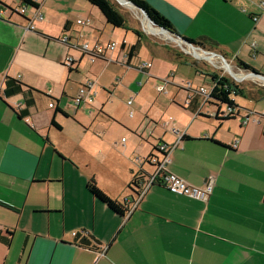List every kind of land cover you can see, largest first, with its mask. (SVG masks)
<instances>
[{"label": "crops", "instance_id": "crops-1", "mask_svg": "<svg viewBox=\"0 0 264 264\" xmlns=\"http://www.w3.org/2000/svg\"><path fill=\"white\" fill-rule=\"evenodd\" d=\"M145 1L172 22L176 38L207 36L217 43V56L223 54V60L237 65L243 61L264 74V0ZM35 3L37 8L30 5L21 14L15 11L24 5L21 0H0V235L11 239L9 245L0 239V264H264V106H259L264 97L249 98L246 108L237 102L242 116L222 125L203 99L197 113L186 108L188 98L179 107L167 103L165 130L151 128L152 140L146 137V110L121 126L132 135L121 141L106 132H76L69 125L77 121L67 109V99L73 101L89 81L96 94L101 74L96 82H83L79 65L88 55L80 51L81 57L75 58V49L61 38L67 35L93 48L105 35L109 43L116 42V28L87 0ZM35 11L43 18L35 19ZM80 18L92 24L78 25ZM30 20L35 30L26 29ZM127 26L133 38L126 33L120 42L126 45L115 53L106 50V58L125 64L124 54L145 39L169 61L191 65L184 55ZM70 55L79 61L77 71L70 70ZM154 75L162 77L159 70ZM143 86L139 82L138 89L146 93ZM93 96L90 103L73 104L91 105ZM138 107L145 109L141 103ZM57 108L68 116L56 113ZM53 119L61 128L52 125ZM77 120L82 123V118ZM161 143L171 146L169 171L199 189L214 181L208 202L171 193L163 184L140 194L130 188L135 176L147 178L155 170L148 160ZM93 176L109 197L128 204L126 215L115 213L88 191ZM79 232L96 240L90 245L75 242Z\"/></svg>", "mask_w": 264, "mask_h": 264}, {"label": "rangeland", "instance_id": "rangeland-1", "mask_svg": "<svg viewBox=\"0 0 264 264\" xmlns=\"http://www.w3.org/2000/svg\"><path fill=\"white\" fill-rule=\"evenodd\" d=\"M113 1L116 2L118 8L126 17L129 26L138 29L144 35L146 34L158 44L173 50L175 53L182 54L191 61H197L198 65L175 64L162 54L156 53L145 39H142L139 56L133 58L130 67L125 65L123 61L121 62V60L116 61L117 58L112 56L107 57V61L104 59L92 61L89 56H84L79 65L83 82L87 79L96 82V77L100 74L101 76L100 81L96 82L97 93L93 96V104L84 103L81 107L77 108L73 104L74 101L70 98L67 99V109L71 112V116L76 118L75 121H77V123L74 120L69 121V125H72L76 132L84 134L86 129L94 130V133L97 135L106 132L109 138H116L118 141H121L123 136L132 137L129 132L125 130L122 132L121 126L136 121L144 112L143 110H146V113H143L146 114V137L152 140L149 134L151 128H156L158 133L165 130L164 123L168 115H165L164 112L166 111V106L169 107L167 103H170L173 107H179L180 104L183 105L186 102L189 94L194 93L193 90H199L200 87L211 89L213 85V80L210 76L211 72L229 77L247 87H264V80L260 78H240L236 76L239 81L235 79L234 74L231 75L229 71L223 68L225 60L231 64L230 66L236 73L250 72L242 70L229 58L223 60L219 56H216L212 63L205 58L206 53L198 49V52L203 57H195L193 50L185 44L159 34L156 31L157 27L149 22L141 10L132 8L123 2H121V5L118 1ZM115 31L114 34L117 36L116 42L120 43L126 33H128L130 40L133 38V33L128 28H116ZM107 37L108 35H105L98 42L107 45L109 43ZM71 52L77 59L82 55V52L76 49ZM212 52L217 53L216 51ZM142 62H152L155 64V67H151L146 73H142L138 67L139 63ZM157 70L161 71L162 77L154 75V72ZM141 81L144 83L143 87L146 88V93L142 92L141 88L138 89L139 82ZM189 85L192 89L191 91L187 90ZM161 86L164 88L163 90L158 89ZM175 94L177 98H175ZM131 99L134 104L129 105L128 101ZM236 100L243 108L251 104L249 98L241 95L236 96ZM46 102L48 103V101ZM140 103L145 109L141 110L138 107ZM259 106H264V100L259 101ZM210 107L216 110V107ZM131 110L134 111L133 117L130 116ZM76 116L82 118V123H78L79 121Z\"/></svg>", "mask_w": 264, "mask_h": 264}, {"label": "trees", "instance_id": "trees-1", "mask_svg": "<svg viewBox=\"0 0 264 264\" xmlns=\"http://www.w3.org/2000/svg\"><path fill=\"white\" fill-rule=\"evenodd\" d=\"M24 5H31L34 8L38 7V4L31 1V0H21ZM90 4L97 7L104 18L106 19L107 23L111 24L115 28H121L127 26V20L126 17L123 15L121 10L118 8V6L112 2V0H87ZM134 2L139 8L145 10L151 20H153L156 24H158L160 27H164L168 29L169 31H174L175 28L172 24V22L159 10H157L155 7H153L151 4H149L145 0H130ZM23 6V5H22ZM67 29V27H66ZM134 32L140 37V33L137 30H134ZM189 41H191L196 46L210 51H218V45L215 41L210 39L207 36H203L200 38H188ZM142 43L138 39L135 44H133L130 47L129 53H128V59L125 62L128 66H131V61L135 56L139 55V52L141 50ZM76 49V48H74ZM79 51H82L80 48L76 49ZM221 52V51H220ZM179 57L181 54H177ZM223 55V54H222ZM90 56V55H89ZM182 57V56H181ZM98 59H106L105 56H102ZM186 62H189L193 65H198L197 61H191L188 57L184 58ZM79 64V61H73L70 70L71 71H77V66ZM238 66L243 70L248 71H256L254 68H252L249 64L238 61ZM213 80L212 85V91L210 94V97L207 101V104H210L211 106L216 107V114L213 116V118L218 122L219 125H222L228 121L235 120L238 117H241V106L236 101V96L241 95L247 98L256 99L264 97V88L258 87V88H249L247 86H244L242 84L237 83L233 79L219 75L215 72H212L210 74ZM9 82L13 84L15 87L21 88V85L19 82H17L14 79H10ZM30 90H34L32 87H28ZM7 90V89H6ZM188 91L192 90L191 88L187 89ZM194 93L188 97V104L186 105L187 109H190L192 112L197 113L199 106L201 105V100L203 99L202 94L199 92V90H193ZM8 90L6 91V93ZM9 93V92H8ZM224 107V108H223ZM61 112L64 115L68 116L65 112H63L60 108H57L56 113ZM198 116H202L205 118L212 117L210 115H206L203 113H198ZM261 117L264 120V114L261 115ZM52 125L56 126L57 128H61V125L55 121V119L52 120ZM55 152L61 157L64 158V156L55 150ZM145 177L144 175L141 176H135L130 183V188L136 192L141 193L142 185L144 184ZM88 191L97 199L105 203L112 211L119 214L120 216H124L129 211V206L127 203H122L117 199H112L109 197L97 184L95 177L93 176L87 185ZM0 239L4 241L6 244H10L11 239L9 237H2L0 235ZM92 240H96L92 235L90 237H87L83 233L79 232L76 236L75 242H79L82 245H90L92 243Z\"/></svg>", "mask_w": 264, "mask_h": 264}, {"label": "built area", "instance_id": "built-area-1", "mask_svg": "<svg viewBox=\"0 0 264 264\" xmlns=\"http://www.w3.org/2000/svg\"><path fill=\"white\" fill-rule=\"evenodd\" d=\"M31 1L36 2V0H31ZM261 4H262V8H264V1L261 2ZM29 6L30 5H23L21 7L15 8V11L19 12L21 14H24V13H26ZM3 12H4L3 10H0V17L2 16ZM34 18L35 19H42L43 16H42V14H39L37 11H35L34 12ZM253 18H254V20H257V16H253ZM77 24L87 27V26H90L92 23H91L90 19H81L80 18V19H77ZM26 29L27 30H35V25L33 24V21L30 20L27 22ZM61 41L63 43H65L66 45H68L72 49L80 48L83 52L87 53L88 56L90 55L89 57L91 58L92 61H94L98 58H101L102 56H105L104 54H105L106 50L114 51L117 48H119L120 46L124 47L126 45V41L124 40L122 43L111 42V43H108L107 45L97 44L96 46H94L92 48V47H90L89 43H86V42L83 44L73 42L71 40V38L67 35H64L61 38ZM194 48L201 50L204 53H206L205 58L208 59L212 63H213V60L215 59V57L217 56V54L215 52L203 50L200 47H194ZM193 52H194V50H193ZM194 56L198 57L195 52H194ZM124 57H125V60H127L128 59V53H125ZM73 61H75V59L73 56L70 55L67 58V63L72 64ZM151 66H152L151 62H142L139 64L138 67L141 70H145V69L150 68ZM223 68H225L224 65H223ZM225 69H226V71H229L231 73V75L234 74L229 69H227V68H225ZM231 69H232V67H231ZM241 74L243 75V74H250V73H241ZM235 79L238 80V77L235 76ZM188 88H191L190 85ZM158 89L163 90L164 88H162V86H161ZM211 91H212V88L211 89H208L206 87H200L199 88V92L203 96V104L207 103V101L210 97ZM92 94H95L94 83L89 81V82H87V83H85L79 87L77 94L73 98L74 104L78 107L83 102H89V103L92 102L93 101V99L91 97ZM128 104L132 105V100H129ZM50 106L51 107L54 106L53 101L50 102ZM130 114L133 115V111H131ZM243 118H244L243 123H245V124L248 123V121L250 119L249 113H247ZM174 132L176 134H178L180 136V138L183 136L179 132V130H174ZM122 140L125 141V138H123ZM238 144H239V141L236 140L234 142V147H237ZM170 150H171V146H169L168 144H165V143H161L158 145V147L156 149L157 153L150 156L148 162H149V164H151L155 168V170L153 172L149 173L147 178H146V174H144V177L146 180H144V184L142 185L141 191L145 192L147 189H149L151 186H153L155 184H163L171 193H174L177 195L194 197V198L201 199L205 202H208L211 195L213 194L214 181L212 180V181L208 182L205 188L199 189V188H195V187L189 185L186 181H184L178 175L169 171L168 165L172 161Z\"/></svg>", "mask_w": 264, "mask_h": 264}, {"label": "bare ground", "instance_id": "bare-ground-1", "mask_svg": "<svg viewBox=\"0 0 264 264\" xmlns=\"http://www.w3.org/2000/svg\"><path fill=\"white\" fill-rule=\"evenodd\" d=\"M118 2H123V3H125L126 5H128V6H130V7H132V8H135L131 3H127V2H125L124 0H122V1H120V0H117ZM122 4V3H121ZM147 18V17H146ZM148 19V18H147ZM149 20V19H148ZM150 22V21H149ZM151 23V22H150ZM152 24V23H151ZM155 31V30H154ZM156 31L159 33V34H162V35H164V36H166V37H168V38H170V36H172V39L173 40H176V41H179V43L181 42V40L179 39V38H176V37H174L173 36V34L172 35H170L171 33L169 32V31H167V30H164V29H161V28H157L156 29ZM169 33V34H168ZM182 44V43H181ZM192 48V47H191ZM193 50H194V52L196 53V54H198V55H200V56H202V54L201 53H199L198 51H197V49H195V48H192ZM224 67L225 68H227V69H229L231 72H233L234 73V75L235 76H239L240 78H250V77H254L252 74H241L240 72L239 73H236L233 69H231V66H230V64L226 61V62H224ZM254 78H260V77H254ZM260 79H262V78H260ZM264 80V79H263Z\"/></svg>", "mask_w": 264, "mask_h": 264}, {"label": "water", "instance_id": "water-1", "mask_svg": "<svg viewBox=\"0 0 264 264\" xmlns=\"http://www.w3.org/2000/svg\"><path fill=\"white\" fill-rule=\"evenodd\" d=\"M127 3H131L136 9L141 10L145 16L149 19V21L157 28H161L164 30L169 31L168 29L164 28V27H160L158 24H156L153 20H151V18L149 17V15L147 14V12L141 8H139L134 2L130 1V0H124ZM171 34H174L173 31H169ZM179 39L181 40L182 44H185L187 47L191 48V47H198L195 44H193L191 41H189L188 38L183 37L182 35H178ZM223 58V55H220ZM250 74H252L254 77H260L262 79H264V74H261L258 71H251Z\"/></svg>", "mask_w": 264, "mask_h": 264}]
</instances>
